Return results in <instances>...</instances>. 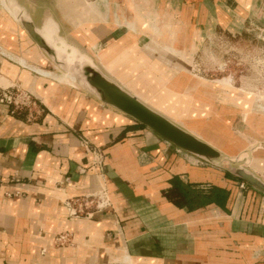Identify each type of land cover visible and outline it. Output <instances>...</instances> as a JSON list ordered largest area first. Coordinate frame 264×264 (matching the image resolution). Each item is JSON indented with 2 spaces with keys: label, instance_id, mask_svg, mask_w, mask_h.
Returning a JSON list of instances; mask_svg holds the SVG:
<instances>
[{
  "label": "crops",
  "instance_id": "0c3cea01",
  "mask_svg": "<svg viewBox=\"0 0 264 264\" xmlns=\"http://www.w3.org/2000/svg\"><path fill=\"white\" fill-rule=\"evenodd\" d=\"M14 1L163 114L173 102L179 111L168 116L214 118L224 105L237 111L235 131L253 128L244 112L248 125L234 126L242 110L232 102L243 97L218 104L190 62L204 29L239 32L252 12L264 16V0ZM53 53L0 0V91L25 89L42 108L28 119L0 103V264H264V191L106 104L65 76ZM170 88L182 93L170 97ZM188 93L214 106L192 104L202 102L195 94L186 102ZM209 131L226 152L240 151L227 150L243 144L231 132ZM253 155L264 178V147ZM98 190L109 206L71 214L67 199ZM63 231L72 240L61 246Z\"/></svg>",
  "mask_w": 264,
  "mask_h": 264
},
{
  "label": "rangeland",
  "instance_id": "374dc122",
  "mask_svg": "<svg viewBox=\"0 0 264 264\" xmlns=\"http://www.w3.org/2000/svg\"><path fill=\"white\" fill-rule=\"evenodd\" d=\"M251 15L249 17H254L253 23L250 22L251 20L245 24L243 23V27L239 29V32L233 33L221 29L208 32L207 29H204L201 41L202 49L195 60L191 59L190 72L216 90V97L218 98L216 101L218 104H223V101L227 104L228 100L224 99L229 94L239 96L240 98L243 97V101L241 102L238 99H234L232 102L234 108L242 110V116L238 115L234 121V126L244 128L248 125L243 120L244 112L246 114L244 119L253 128L247 127L245 130L235 131L232 118L236 117L237 111L229 110L224 105L222 107L216 105L219 112H217L218 114L214 118L210 114L205 117L203 115L201 117H199L200 115H196L194 118L187 114L184 117L173 116L174 119L183 124L186 123L187 127L193 128V131L196 130L195 132L205 137L208 136L207 131L209 130H216L217 133L223 135H225V132H231L243 144L241 145L240 143L238 147L233 146V148H228L227 150L230 152H238L243 147L253 145L264 138V16L261 12L259 14L252 12ZM257 17L262 18L258 20ZM180 92L178 89L170 88V97L178 96L182 93ZM194 94L188 93L185 96L187 98L186 102L192 99ZM195 95L196 100L202 99V102L193 101L192 104L204 107L206 105L203 104V101H205L208 105L214 106L213 102L201 98V94L196 93ZM163 108L166 110V113H169L167 111L170 110L171 114H176L179 111H176L173 102ZM208 111L210 112L209 109ZM209 125L213 127H209ZM199 131H203V134ZM246 134L252 136L254 141H252L249 135L247 139L245 137ZM223 145H231V139H225ZM123 264L128 263L125 261Z\"/></svg>",
  "mask_w": 264,
  "mask_h": 264
},
{
  "label": "water",
  "instance_id": "95a60500",
  "mask_svg": "<svg viewBox=\"0 0 264 264\" xmlns=\"http://www.w3.org/2000/svg\"><path fill=\"white\" fill-rule=\"evenodd\" d=\"M5 1L39 45L54 52L56 65L65 76H70L106 104L132 116L179 148L264 191V178L250 167L246 157L238 159L228 156L186 125L155 109L112 77L101 62L99 63L95 54L82 53L78 48L67 44L56 34V29L54 35L53 29L42 32L14 0ZM250 137L254 141V138ZM260 144L264 147V141ZM249 153L252 155L251 151Z\"/></svg>",
  "mask_w": 264,
  "mask_h": 264
},
{
  "label": "built area",
  "instance_id": "2783aa9c",
  "mask_svg": "<svg viewBox=\"0 0 264 264\" xmlns=\"http://www.w3.org/2000/svg\"><path fill=\"white\" fill-rule=\"evenodd\" d=\"M0 103L7 105L11 113H26L28 119L40 114L42 109L32 93L14 86L0 91ZM245 185V182L240 183L241 187ZM110 204V198L103 190L88 192L66 201L68 209L75 216H91L95 210H102ZM71 240L70 231L60 232L54 237L55 243L61 246L71 243Z\"/></svg>",
  "mask_w": 264,
  "mask_h": 264
},
{
  "label": "bare ground",
  "instance_id": "6f19581e",
  "mask_svg": "<svg viewBox=\"0 0 264 264\" xmlns=\"http://www.w3.org/2000/svg\"><path fill=\"white\" fill-rule=\"evenodd\" d=\"M6 6V5H5ZM10 12V11H9ZM110 50V49H109ZM117 58V57H116ZM73 59H74V57H73ZM124 59V58H123ZM71 78V77H70ZM69 79V78H68ZM140 96V95H139ZM153 96V95H152ZM141 97V96H140ZM150 99V98H149ZM153 99V98H152ZM157 104V103H156ZM166 113V112H165ZM167 114V113H166ZM170 116V115H169ZM171 117V116H170ZM171 118H173V117H171ZM174 119V118H173ZM176 120V119H175ZM178 121V120H177ZM183 124V123H182ZM185 125V124H184ZM189 128V127H188ZM190 129V128H189ZM191 131H193L192 129H190ZM194 133H196L198 136H200V137H202V138H204L206 141H208L210 144H212L214 147H218V148H220L219 146H217L216 144H214L213 142H211L210 140H208L207 138H205L204 136H202V135H200L199 133H197V132H195V131H193ZM262 141V140H261ZM261 141H259V142H257V143H255V144H253V145H250V146H248V147H246V148H244V149H242V150H240L237 154H230V153H228V152H226L224 149H222V148H220L222 151H223V153H225V154H227L228 156H230V157H236V158H238V159H243L244 157H246L247 159H248V163L250 164V165H252V162H253V159H254V152L258 149V148H260L261 146H262V144H260V142ZM251 147V148H250ZM247 148H250V150H248ZM249 151H251V154L252 155H250V153H249ZM108 197H110V194L108 193ZM111 198V197H110Z\"/></svg>",
  "mask_w": 264,
  "mask_h": 264
}]
</instances>
